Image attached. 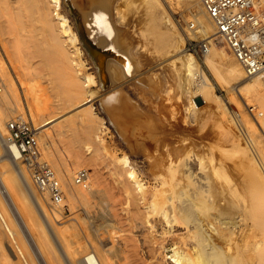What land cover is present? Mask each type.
<instances>
[{
  "label": "rangeland",
  "instance_id": "obj_1",
  "mask_svg": "<svg viewBox=\"0 0 264 264\" xmlns=\"http://www.w3.org/2000/svg\"><path fill=\"white\" fill-rule=\"evenodd\" d=\"M63 1L66 6L64 7L65 13L71 19L75 31H77L78 24L74 15H81L83 10L95 9V6L102 2V0L95 2L90 0ZM110 1L115 2L114 4L121 3L120 6L125 16V19L121 18V15L115 13L117 10L113 8L112 26L116 34L124 38V40L121 39L124 45L126 43L127 46H131L134 43L132 45L133 55L137 59L133 58V61H138L142 66L138 63V68L137 63L134 62L133 73L128 75L124 85H120L119 81L114 79L112 87L108 90L102 91L94 88L96 91L90 97L88 104L77 105L78 102L81 103L88 97L79 95L78 89L74 90L72 79L66 73L59 72L60 67L63 66L61 63L53 61V64L45 67L41 58L32 53L33 48L28 45L29 38L28 44L24 45L28 31L25 33L26 40L22 42L24 46L19 44L20 41H18L19 47L17 41L15 45L12 39L14 36L5 40V42L8 40L9 43H13L16 49L19 48L22 52L21 54L18 52V57L16 52L13 53L17 59L11 58L14 62H10L9 58L12 55L8 54L11 49L14 51L11 48L13 44H8L10 50L8 48L6 52L4 44H7L1 45L0 42L3 46V49L0 46L1 59L4 58V62L1 61L2 65L5 63V68H8L6 71L11 74L10 77L14 78L17 87V96L13 106L18 107L19 110L8 121L17 116H23L32 127L39 128L36 132L41 147V161L47 162L54 169L61 185L63 182L59 178L56 166L64 174H67V171L71 172L70 179L68 175L66 176L70 185H74V177L78 171L87 170L88 185L90 188L93 187L91 188L93 193L89 195L88 201L75 202L64 198L58 206L53 207L49 204L47 196L42 195L38 190L28 168L20 161V165L22 163L32 185L41 197L38 196L45 203L44 207L48 212V217L62 235L70 242L77 244L76 264H99V262L100 264H158L159 260L165 262L164 254L170 256L176 251L179 255H184L185 241L191 245L194 254L197 255L198 250L195 249L194 239L196 241L198 237L194 233H189L187 220L180 222L173 234L165 229L163 222L166 217L173 214L177 205L190 203L192 213L203 218L207 223H218L219 228L222 229L220 230L222 233L218 234L215 229L208 228L210 232L207 231L204 235L207 246L198 255L197 264H264V184L251 161V158L256 161L257 158L264 160V122L261 120L256 122L245 104L248 101L249 106L256 107V115H259L258 112H264L260 100L249 97L250 99L245 101L239 95L231 93L230 88L219 81L208 67L205 55L196 56L199 68L212 84V93L204 95L202 92L201 95L198 93L194 98L198 109L193 113H187L185 104L177 99L178 86L175 82L177 75L171 66L172 63L168 62V59H173L171 55L164 54L163 42L156 41L161 32H168L167 28L160 27L157 30L159 33L155 32L156 40H153L151 39L152 30L151 32L149 30L153 23H149L146 7L142 3L131 4L129 1L122 2L123 0H109L108 3ZM163 2L167 4L168 14L173 17L178 27L177 35L182 34L184 37L183 48L188 52L185 46L190 37V35L187 36V27L193 20V14L191 15L179 0H164ZM137 13L141 15L142 24L136 22L137 18L134 15ZM89 20L84 22L86 26L89 23L87 28L92 31L91 27L94 23ZM39 28L37 37L43 38V40L39 39L44 42L42 48L51 49L46 34H44L45 38ZM125 37L131 41L126 40ZM214 45L217 50H224L228 56L233 57L222 42L218 41ZM81 50L85 69L89 73H94L91 60L82 46ZM8 55L9 58H7ZM10 63H13L14 68ZM217 65L222 71L223 65L219 62ZM261 89L264 90V85ZM72 94H77V96L69 101L68 97ZM216 95L224 100L223 104L219 102ZM231 97L234 98L233 103H231ZM176 99L182 103L178 104ZM57 107L60 108L59 117L53 123L41 127L46 117L53 116V114L47 115V111L50 108L57 110ZM62 107L66 108L63 110ZM239 115L241 117L238 118ZM175 116L181 119L180 123L186 121L185 124L191 130L189 137L184 134L180 125L177 127ZM6 130L10 137L7 124ZM97 132L104 139L103 146L99 147L98 143L94 142H85L88 139L87 135L90 134L95 139ZM183 136L193 140V145H195L192 149V157H196L199 165L204 167L206 174L210 175L206 191L197 198L192 197L193 192L188 185V177L185 173V162L188 155H169V151L177 147L178 143L182 144L180 137L183 138ZM155 141L162 142L159 143L158 149ZM244 148L248 155L242 154ZM256 148L262 155H256ZM172 156L176 158L175 165L171 164ZM125 160L138 171L148 191L153 192L156 187H161L160 184L166 181L167 191L158 196L152 210L145 208L143 204L139 206L124 192ZM196 164L194 168L197 167ZM0 172H4V169ZM63 173L61 176L64 175ZM79 186L87 190L84 186ZM31 216L34 220L32 222L39 229L38 220L33 218V215ZM183 216L191 219L185 212ZM38 219L40 227L41 224L43 226L41 214L38 215ZM91 224L95 230L100 228L102 231H108L113 240H118L120 243L117 252H110L115 242L112 243L109 240L108 233H103V236L108 238L105 243L103 242L104 250L108 251L104 253L105 255L103 254L102 260L99 258V262L91 255L86 235ZM45 226L47 230H51L49 222L45 221ZM1 228H3L5 238L11 239L3 225ZM51 232L53 233L52 230ZM248 233H251L252 237L246 239L245 234ZM97 235L96 233L95 237L98 240ZM214 243L219 247L212 249ZM98 244H101L100 240ZM249 247L250 251H248ZM18 262L25 264L21 259ZM169 263L170 260H166L165 264ZM183 264L190 263L183 260Z\"/></svg>",
  "mask_w": 264,
  "mask_h": 264
},
{
  "label": "bare ground",
  "instance_id": "obj_2",
  "mask_svg": "<svg viewBox=\"0 0 264 264\" xmlns=\"http://www.w3.org/2000/svg\"><path fill=\"white\" fill-rule=\"evenodd\" d=\"M90 1L95 2L97 0ZM125 1H129L131 4H136L140 2L146 7V15L150 19L149 23H153L149 29L150 32L152 30L151 35L153 37L151 39L156 40L155 32L160 29V27L163 26L164 28H167L168 32H161L160 37L157 38L156 41L163 42L164 54L171 55V58L173 59H168V62L170 61L169 63H172L171 66L174 68L177 75V78L175 79L176 85L178 86V92H176V95H178L177 99L181 100L183 102L182 103L180 101L182 104H185V111L187 113H193L194 110L198 109L194 98L197 97L198 93L199 95H201V92L203 93V95L205 93H212V84L206 74L201 71L202 69L199 68V63L196 56L192 52H187L183 48L185 39L182 34L180 36L177 35L179 30L175 21L173 20V17L168 14L169 11H167L166 9L167 4H164V0H123L122 2ZM179 1L186 6L187 10L191 13V15L193 14L192 21H196L199 27L198 31L188 30V37L190 35V37L203 40L205 38L211 37V35H214L216 33L215 26L205 13L203 6L199 0ZM108 2L109 0H102L100 4L96 6L94 5L96 7H94L95 9L92 8V10L90 11L82 9L83 12L81 15L76 16L75 14L74 17L76 18L78 24L76 28L77 31H75L71 24V19H69L67 14L65 13L64 7L66 6L63 0H0V42L2 43L0 44L3 45L4 43H6L7 45H10L13 43L15 44L17 41V45L19 47V44L23 45L22 42L24 41L26 34H28V37L26 36L27 40L25 39L26 41L24 45L28 44L29 38L28 45L33 48L31 49L32 53H34L35 56L41 58V62L45 65V67L46 65L50 66V64H53V61H58V63H61L63 66L60 67L61 69H59V72L66 73L69 78L72 79L74 90L78 89L79 95H87L88 97V99H84L81 103L78 102L77 105L88 104L90 101V97L93 96L96 90L104 91L110 89L113 85L114 79L118 80L120 85H124L126 78L129 74H132L134 70L135 60L133 61L134 50L132 46L134 43L131 44V46H127L126 43L124 45L122 41L124 40V38H121L116 34V31L112 26L111 22V19H113V8L117 10V12L115 11V13H118L119 15H121V18L125 19L124 11L122 12L123 9L120 6L121 3L118 2L119 5H117L118 3L114 4L115 2ZM91 4L92 3H90V5ZM134 17L137 18L136 22L142 24V18L140 14L137 13L134 15ZM89 18L91 19L89 20ZM85 20L93 21L92 23L94 24L91 27L92 31L87 28L89 23L86 26V23L84 22ZM38 28L42 30L44 37V34H46L51 49L42 48V43L44 42L39 41L40 38L37 37L39 36V32L37 31ZM27 31L28 33H26ZM42 33H40L41 37H43ZM157 33L159 32L157 31ZM10 36H14V38H12L14 42L9 43L8 40L5 42V40L8 39ZM127 38L126 40L128 41L131 39L130 36V39ZM11 40L9 41L12 42ZM40 40H43V38ZM18 41H20L19 44ZM7 45L4 44V50L6 52H8L7 49L9 48V45ZM13 45H11V48H13L14 51H12V49L10 51L12 52V54L8 52L9 55H12L11 57L9 55L7 56V58L10 57L9 60L15 57V54H13L15 52L16 56H19V48L16 49V44L14 46ZM21 45L20 47L24 46ZM81 46L84 48L86 54L91 60V63L94 68V73H89L85 69L86 66L81 57ZM1 48L3 49V46H1ZM21 53L22 52H20V54ZM1 56L2 55L0 53V170L4 169V172H0V264H19L18 261L20 259L23 260L25 264H76V260L78 257L77 244L70 242V240H68L64 235H62L61 232L58 231V229L55 227L54 223L48 217V212H46L47 210L44 207L45 203L41 201V196L38 194V192H36L29 176L27 175L24 167L22 166V163L20 165L21 160L19 159V152L12 145L10 137L6 130V124L8 123V119H10L13 114L19 109L18 107L13 106L17 96V87L14 82L15 80H13L14 78L10 77L11 74H8L9 72L6 71L8 70V68H5V63L3 64V67L2 63L4 62V58L1 59ZM2 60L3 62H1ZM15 60H17L16 57ZM11 61L14 62V59H11L10 62ZM205 62L208 67L211 68L217 79L226 84L228 88H230L231 93L233 92L237 94V96L239 95L241 99L245 101L249 97H254L255 99L258 98L257 100H260L262 110L264 111V90L261 89V86L264 85V71L257 76L247 77L242 66L239 64L236 58L234 56H228V54L224 50H217L215 45H212L209 53L205 55ZM218 62L223 65L222 71L218 68ZM136 63L139 68L140 63L138 61L135 62V64ZM10 64L12 67L13 63ZM140 66L142 65L140 64ZM76 96L77 94H72L68 97V100H74ZM216 96L219 102L223 104L224 100L220 96ZM179 100L177 101L179 102ZM230 100L231 103H233L232 101L234 100V98L231 97ZM180 102L178 104H180ZM245 104L248 106V108L253 109V116L255 117L254 119L256 120V122H258V120L264 122V112H258L259 115H256V107L249 106L248 101H246ZM65 108L62 107L63 110ZM68 108L69 107H67V109ZM58 109L57 110L59 112L60 108ZM57 110H53L50 108L47 111V115L53 114V116H48L49 118L46 117L45 122L41 127H45L53 123L59 117L58 115L61 113L56 112ZM177 116H175V119L177 121V127L180 125L182 127L181 130L186 136L189 137V132L191 130H189V128L185 124L186 121L182 120L183 123H180L181 119ZM190 116H192V114ZM260 116L262 117L259 118ZM237 117L239 118L241 117V115ZM168 122L169 121H167V123ZM92 132L95 133L93 130ZM185 137L183 136L184 139L180 137L182 144H178L181 145V147L179 145V147H174L172 150L169 151V155H188L185 162V173L188 177V185L193 192L192 197L197 198L198 195H202L204 191H206V188L208 186L207 182L210 179V175L208 173L206 174L204 167L199 165V162L196 157H192V149H194L193 146L195 144L193 145L192 139ZM87 138L88 141L85 140V142L87 143H98L97 145H99V147L100 145L103 146L104 144V139L98 134V132L96 134L95 139H93L90 134L87 135ZM160 142L155 141L157 149L160 145ZM242 154L248 155L246 148H244ZM256 155H262L258 148H256ZM172 157L173 159L171 160V164L175 165L177 163L176 158L174 156ZM251 161L255 171H257V173L259 174L261 182L264 184V160L261 158H257L256 161L251 158ZM194 162L195 164H198H196L197 167L195 168V164H193ZM124 163V192H126L127 196L133 199L139 206L143 204L145 208L152 210L154 208L155 201L158 196L160 194L166 193L167 191V184L165 183L166 181L162 182V185L160 184L161 187H156L153 192L148 191L146 184L139 177V173L135 169V167L129 164L127 160H125ZM56 170L58 171V175H60L59 178H61L63 182L62 188L66 200H72L75 202L89 200V195H92L93 193L92 186L91 189L87 184L84 187L87 188V190L85 191L83 190V187L81 188L79 185H76L75 182L74 185H70V183L67 181H69L70 177L72 176L71 172H68L67 169V174L65 173V175L62 171H60V169H58L57 166ZM61 173H63L65 176H61ZM67 175L69 176L68 180H66ZM184 212L189 215L188 217H190L191 219L184 218ZM40 214L43 217V226L41 224V227L39 222L40 220L38 219V215ZM31 215H33V218L38 220L39 229H37L34 222H32L34 220L32 219ZM186 220L188 221L187 225L189 227V233L196 234L199 239H197L196 241L194 239V242L196 244L195 249L198 250V253H196L197 255H195L193 249L191 248V245L187 241H185V248L183 252L184 255H179V253L176 251L170 256L164 254V258L166 257L164 261L166 262V260H170L169 264H183V260H187L190 264H197L198 255L200 254V252L204 251L207 246L204 235L205 233H207L208 228L215 229L218 234L220 233V230H222L221 228H219L220 225L218 223H207V221H205L203 218L197 217V215L192 213V206L190 203H187L182 206L177 205L174 209L173 214L166 217L163 222L165 223V229H167L169 233L173 234L176 228L178 227L179 223ZM45 221L49 222L53 233L51 232V230H47L45 226ZM2 225L12 240H8L5 238L6 236L2 231L3 228H1ZM96 233L98 234V240H100L101 244H98V240L95 237ZM103 233H108V231H102L100 230V228L95 230L92 224L90 225L89 230L86 231L90 250L92 252L91 255L95 259H97L98 262L99 258H101L102 260L103 256L105 255L104 253L108 251L104 250L105 246L103 242L105 243V240H108V238L107 236H103ZM231 234L233 233L231 232ZM245 237L246 239H249L252 237V234H245ZM95 239L97 241H95ZM109 240L112 243L115 242L114 248L109 251L117 252L119 250L118 248H120L119 241L115 239L113 240V237L111 236L109 237ZM214 244L215 245L212 246V249H216L217 247H219L218 244ZM248 251H250V247ZM165 262L159 260L158 264H165ZM20 264H22V262Z\"/></svg>",
  "mask_w": 264,
  "mask_h": 264
},
{
  "label": "built area",
  "instance_id": "obj_3",
  "mask_svg": "<svg viewBox=\"0 0 264 264\" xmlns=\"http://www.w3.org/2000/svg\"><path fill=\"white\" fill-rule=\"evenodd\" d=\"M216 28L214 36L203 40L190 39L185 46L195 56H204L216 42H222L242 66L247 77L264 71V0H199ZM189 31H198L196 21L188 24ZM251 115L253 109L248 108ZM256 110V109H255ZM254 117V116H253ZM10 141L19 152V159L28 168L38 190L48 197L50 205L58 206L65 198L54 169L41 161V147L36 129L22 116L7 123ZM89 173L80 170L74 181L88 184Z\"/></svg>",
  "mask_w": 264,
  "mask_h": 264
},
{
  "label": "water",
  "instance_id": "obj_4",
  "mask_svg": "<svg viewBox=\"0 0 264 264\" xmlns=\"http://www.w3.org/2000/svg\"><path fill=\"white\" fill-rule=\"evenodd\" d=\"M91 52V51H90Z\"/></svg>",
  "mask_w": 264,
  "mask_h": 264
}]
</instances>
